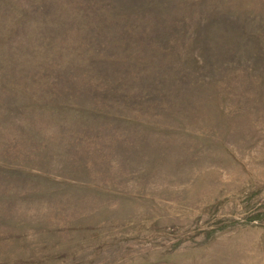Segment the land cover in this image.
Instances as JSON below:
<instances>
[{
	"label": "rangeland",
	"instance_id": "374dc122",
	"mask_svg": "<svg viewBox=\"0 0 264 264\" xmlns=\"http://www.w3.org/2000/svg\"><path fill=\"white\" fill-rule=\"evenodd\" d=\"M0 264H264V0H0Z\"/></svg>",
	"mask_w": 264,
	"mask_h": 264
}]
</instances>
